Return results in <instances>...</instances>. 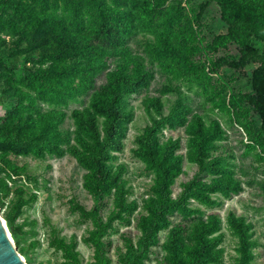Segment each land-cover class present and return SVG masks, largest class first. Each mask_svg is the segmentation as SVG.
I'll return each instance as SVG.
<instances>
[{"label": "rangeland", "instance_id": "374dc122", "mask_svg": "<svg viewBox=\"0 0 264 264\" xmlns=\"http://www.w3.org/2000/svg\"><path fill=\"white\" fill-rule=\"evenodd\" d=\"M147 2L150 18L143 16ZM102 4L108 12L128 13L136 25L133 31L121 35L110 23L103 28L98 9ZM227 29L214 0H0V213L26 264L97 262L93 196L84 187L88 166L68 151L71 145L83 148L86 138L71 112L85 109L93 90L112 71L137 70L129 55L138 58L151 79L147 87L126 97L130 116L110 161L121 175L97 204L104 225V264L132 262L140 236L138 218L145 213L154 177L134 153L136 137L154 118L166 117L176 102L188 105L207 125L220 123L223 134L212 155L223 159L241 188L211 193L208 204L190 199L193 212L169 217L142 264H172L175 251L188 256L195 223L209 215L217 217L214 234L221 236L219 259L209 264H264V138L259 136V115L248 100L257 64L239 60V44L221 39ZM175 32L179 35L169 47L163 33L170 37ZM51 76L76 84L77 94L48 86ZM51 109L65 113L59 129L68 139L58 144L61 154L25 149L8 133L20 111ZM242 110L247 112L242 115ZM174 121L169 116L158 133L160 142H180L176 152L181 171L169 185L173 197L193 175L204 181L212 177L188 160V133L184 126L172 125ZM117 187L122 189L121 210L115 204ZM229 213L249 226L245 261L227 225Z\"/></svg>", "mask_w": 264, "mask_h": 264}, {"label": "trees", "instance_id": "16d2710c", "mask_svg": "<svg viewBox=\"0 0 264 264\" xmlns=\"http://www.w3.org/2000/svg\"><path fill=\"white\" fill-rule=\"evenodd\" d=\"M73 1V0H72ZM219 6L222 17L228 23L227 33L221 37L223 41H234L240 46L241 62H254L256 65L251 76L252 94L248 100L257 111L260 118L259 136L264 138V0H214ZM149 2L144 3V18H150ZM102 17V27H116L121 35H128L136 27L130 15L122 10L107 11L106 4L98 5ZM179 35L172 33L170 37L163 33L165 43L173 46V39ZM260 43V46L257 45ZM129 59L136 62L138 69L133 72L114 70L107 76L104 83L99 85L89 97L85 109L73 110L72 117L83 136V148L77 145L68 147L70 154L76 161L87 165L88 171L84 176V187L92 194L94 207L91 210L96 229L92 236L97 262L90 264H104L103 242L100 236L104 225L97 216V204L108 190L115 187L121 175L120 170H114L111 160L112 151L118 147V138L126 129L129 113L125 106L126 97L139 89L148 86L151 74L134 55ZM99 68V66H98ZM92 84L88 80L87 86ZM47 85L58 87L63 93L71 91L77 94L76 84L63 83L61 78L51 76ZM158 103L157 100H155ZM247 110H242V115ZM65 113L59 109L30 112L20 111L17 119L11 124L8 133L20 147L32 149L42 153L48 149L62 153L58 144L66 142L67 134L59 129ZM169 116L175 118L174 124L184 126L187 133V158L197 166L198 172L211 174L208 181L197 175L181 184V190L173 197L169 185L181 171V156L176 152L180 146L179 140L168 139L159 141L158 133L168 122ZM223 129L218 121L207 125L198 113L191 112V108L181 102H176L166 117L154 118L143 131L137 135L135 155L154 171L151 194L147 196L144 210L138 218L140 236L136 242V252L131 264H142L148 248L155 242L160 229L169 225V217L178 212L187 215L193 212L189 206L190 199L202 203L212 202L211 193L221 192L229 194L241 188L239 181L233 176L230 168L223 164L219 155H212L216 150L217 141L221 138ZM264 150V145H263ZM115 204L118 209L124 208L122 189L115 190ZM227 222L237 236L238 253L242 261L249 257L248 239L249 226L240 216L234 213L227 215ZM218 227L215 215L200 219L192 231L194 244L186 256L178 251L174 252L172 264H209L219 259L216 248L220 242V234H214ZM172 237H176L175 228L171 230ZM75 264H80L77 261Z\"/></svg>", "mask_w": 264, "mask_h": 264}, {"label": "water", "instance_id": "95a60500", "mask_svg": "<svg viewBox=\"0 0 264 264\" xmlns=\"http://www.w3.org/2000/svg\"><path fill=\"white\" fill-rule=\"evenodd\" d=\"M0 264H26L16 248L0 213Z\"/></svg>", "mask_w": 264, "mask_h": 264}]
</instances>
